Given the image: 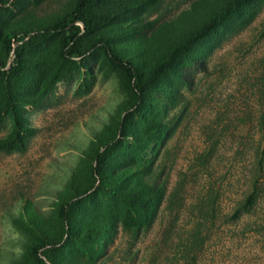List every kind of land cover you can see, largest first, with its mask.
I'll list each match as a JSON object with an SVG mask.
<instances>
[{
    "label": "trees",
    "instance_id": "trees-1",
    "mask_svg": "<svg viewBox=\"0 0 264 264\" xmlns=\"http://www.w3.org/2000/svg\"><path fill=\"white\" fill-rule=\"evenodd\" d=\"M41 1L0 0V123L11 120L0 152L24 149L36 133L26 107L49 105L57 84L74 75L83 79L79 93L90 89L95 69L113 75L124 99L89 141L52 211L26 206L12 219L27 237L14 264H94L118 230L137 238L156 220L166 199L156 160L173 132L168 107L191 69L248 25L264 0H192L162 21L144 17L157 0H68L47 20L34 18ZM255 196L256 189L244 207Z\"/></svg>",
    "mask_w": 264,
    "mask_h": 264
},
{
    "label": "rangeland",
    "instance_id": "rangeland-1",
    "mask_svg": "<svg viewBox=\"0 0 264 264\" xmlns=\"http://www.w3.org/2000/svg\"><path fill=\"white\" fill-rule=\"evenodd\" d=\"M191 1L157 0L144 17L172 19ZM66 2L42 0L34 18L50 19ZM188 76L164 118L173 132L156 160L166 184L156 220L137 238L118 230L94 264H264V4ZM82 80L59 82L49 105L26 107L36 133L23 150L0 152V264H14L27 246L12 219L26 206L52 211L89 141L124 99L113 75L95 69L90 89L79 93ZM10 128L5 117L0 136Z\"/></svg>",
    "mask_w": 264,
    "mask_h": 264
}]
</instances>
